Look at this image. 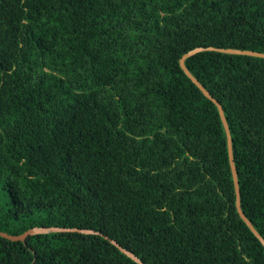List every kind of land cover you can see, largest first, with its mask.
Instances as JSON below:
<instances>
[{"label":"trees","instance_id":"1","mask_svg":"<svg viewBox=\"0 0 264 264\" xmlns=\"http://www.w3.org/2000/svg\"><path fill=\"white\" fill-rule=\"evenodd\" d=\"M197 47L264 238V0H0V264H264Z\"/></svg>","mask_w":264,"mask_h":264},{"label":"water","instance_id":"2","mask_svg":"<svg viewBox=\"0 0 264 264\" xmlns=\"http://www.w3.org/2000/svg\"><path fill=\"white\" fill-rule=\"evenodd\" d=\"M204 49L205 48H203V47H197V48H194V49L186 52L180 58V65H181L182 69L185 71V73L191 78V80L202 90V92L208 98L213 100L215 102V104L217 105V107H218V110H219V113H220V116H221V119H222V122H223V125H224V128H225V131H226V134H227L230 164H231V168H232V174H233L235 191H236V207H237V210H238L240 216L242 217V219L247 223V225L250 227V229L254 232V234L260 239V241L264 245V238L257 231V229L254 227V225L252 224L250 219L246 216V214L244 213V211L241 208L240 187H239L237 169H236V165H235V161H234V157H233L232 137H231L230 127H229V124H228L227 119L225 117L222 105L217 101L216 98H214L209 93V91L203 86V84L200 83V81L190 72V70L187 68V66L185 64L186 58H188L191 55L195 54L196 52L204 50ZM209 49H215V48L214 47H209ZM218 50L222 51V52H227V53L248 54V55L264 57V52H258V51H254V50H248V49L219 48ZM52 231H80V232H83V233H100V232H98V231H96L94 229H82V228H76V227L71 228V227H58V226H51V227L40 226V227L30 228V229L26 230L25 232H23L22 234H18V235L9 234V233L3 232V231H0V235L4 236L6 238H9L11 240H22L23 242H25L27 236L30 235V234L48 233V232H52ZM111 241L122 252H124L126 255H128L129 257L134 259L139 264H146L137 255H135L132 251L124 248L123 246H121L116 240L111 239Z\"/></svg>","mask_w":264,"mask_h":264}]
</instances>
